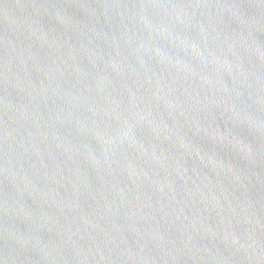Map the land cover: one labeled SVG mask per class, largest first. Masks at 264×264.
Masks as SVG:
<instances>
[{"label": "water", "instance_id": "water-1", "mask_svg": "<svg viewBox=\"0 0 264 264\" xmlns=\"http://www.w3.org/2000/svg\"><path fill=\"white\" fill-rule=\"evenodd\" d=\"M0 264H264V0H0Z\"/></svg>", "mask_w": 264, "mask_h": 264}]
</instances>
